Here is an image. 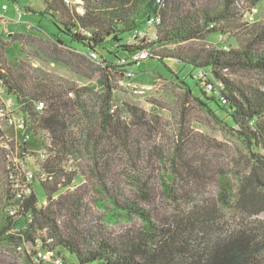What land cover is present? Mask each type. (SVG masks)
<instances>
[{"label": "trees", "instance_id": "1", "mask_svg": "<svg viewBox=\"0 0 264 264\" xmlns=\"http://www.w3.org/2000/svg\"><path fill=\"white\" fill-rule=\"evenodd\" d=\"M262 1L45 0L43 13L59 21L72 41L82 43L85 51L81 57L89 67L96 64L91 71L98 74L96 85L104 91L95 111L83 98L95 86L63 83L46 74L35 77L22 63L8 62L0 51L2 86L10 97L15 96L14 103L25 114L26 130L40 140L43 151L37 165L47 176L34 183L45 193V203L40 205L35 188L29 196L16 200L7 181L0 264H14L5 250H12L16 258L23 254L26 264H35V252L27 246H33L37 238H51L49 249L74 254L75 264H256L260 249L248 231H215L218 213L233 206L234 188L227 173L225 177L220 172L215 201L219 207L215 208L205 193L178 176L193 178L198 171L183 151L180 158L171 156L164 161L166 153L162 150L163 158L159 146L134 138L126 114L135 126L138 122L151 126L152 122L134 106H115L113 90L117 75L130 69L133 55L141 48H149L151 58L199 68L201 94L226 111L254 165L264 170V154L256 153L264 152V9L257 7ZM151 16L158 21L149 24ZM152 27L156 37L151 42L126 44L134 30L148 32ZM212 33L226 44L232 39L235 46L225 44L230 47L225 50L218 38V44L216 40L209 44L206 39ZM108 39L127 55L115 61L100 53L98 61L86 57L90 50L99 52ZM54 56L55 61L73 67L58 50ZM240 71L260 78L253 81L230 75ZM38 101L44 103L41 111L35 110ZM181 145L183 142L177 143L176 152ZM117 150L130 159L136 172L120 176L113 162ZM154 157L168 163L170 172L164 173L153 163L148 167ZM26 163L30 164L28 157ZM255 176L254 171L251 176L236 177V201H244L248 184L256 183ZM92 192L98 197L94 199ZM92 201L104 209V218L110 223H123L122 217L129 224L116 233L108 231Z\"/></svg>", "mask_w": 264, "mask_h": 264}, {"label": "rangeland", "instance_id": "2", "mask_svg": "<svg viewBox=\"0 0 264 264\" xmlns=\"http://www.w3.org/2000/svg\"><path fill=\"white\" fill-rule=\"evenodd\" d=\"M3 5L5 9H2ZM257 7L258 10L264 9V2L262 1ZM44 8L45 0H0L1 53L11 64L22 63L35 77L46 74L63 83L69 81L81 87L95 86L94 91L85 92L83 98H86L96 111L98 96L104 91L103 87L96 85L98 74L91 71L96 64L87 66L81 57L84 55L85 47L81 42L72 41L70 36L62 30L63 27L59 21H54L48 14L43 13ZM217 38L216 34L212 33L206 41L214 45ZM125 40L126 36H124V42ZM224 40L219 39V42L226 44ZM216 43L218 44V41ZM229 43L231 47L235 46L232 39L226 45L229 46ZM56 50L61 58L70 60L73 67L55 61ZM161 50V48L157 49L160 52ZM99 53L109 61H115L117 57L127 55L117 49L114 41L110 39L104 43L103 48H99ZM12 69L16 72L17 68ZM130 69L133 72L131 77L117 75L114 82L113 102L115 106L126 103L137 108L139 112L143 110L146 119L152 122V127L143 122H138L139 124L135 126L130 123L132 122L129 119L130 115L126 114L125 118L130 124L131 134H134V138H141V142L159 146V152L163 158L162 150H164L166 153L164 161L167 157L175 158L183 151V156H187L198 171L193 178L184 174H178V176L192 182L191 187L198 189L200 193H205L215 208L219 207L215 201L220 172L222 171L225 177L227 173L234 188L233 206L222 208L218 213V226L215 227V231L218 233L225 230L226 233L244 229L248 231L258 242L260 249L256 264H264V186H260L257 181L264 182V170L254 165L253 158L248 155L247 149L233 131L234 127L226 111L213 102L207 101L201 94V86L197 81L199 68L170 59L159 60L149 57L141 60L139 64L131 65ZM230 75L241 76L243 80L254 81L255 78H260L254 73L244 71L230 73ZM12 98L16 102L14 95ZM200 101L205 102V105L202 106ZM0 128L2 132L0 135L1 223L6 213L8 167L16 168L23 156L28 157L31 165H35L43 149L39 138L33 136L28 130H21L20 135V131L5 125L1 120ZM23 137L27 143L21 140ZM182 142L184 147L181 145L176 152L175 146ZM256 153L264 154L263 150H257ZM154 159L155 157L151 159L148 167L153 163L156 168H162L164 173L170 172L171 167L168 163ZM113 160L114 168L120 176L136 172V166L131 165L130 159L119 150L114 152ZM84 163L89 164V160H84ZM141 163L142 161L138 164ZM254 171L256 183L248 184L244 201H236L239 187V180L236 177L239 175L248 177ZM35 194L38 205L45 203V193L39 184L35 185ZM92 195L94 199L98 197L95 192H92ZM92 206L95 214L102 216V224L110 232L116 233L129 224V221L122 217L120 222L123 223H110L104 218V209L93 204V201ZM58 250L66 264H75L74 254L66 250ZM4 253L12 256L11 261L14 264H26L23 254L16 258L12 250H5Z\"/></svg>", "mask_w": 264, "mask_h": 264}, {"label": "built area", "instance_id": "3", "mask_svg": "<svg viewBox=\"0 0 264 264\" xmlns=\"http://www.w3.org/2000/svg\"><path fill=\"white\" fill-rule=\"evenodd\" d=\"M2 9H5V5L2 6ZM156 21H158V18L155 16H151L148 20V23L152 24ZM155 37L156 31L153 27L148 32H143L140 29H136L132 32V36L126 41V44L134 45L139 43L142 44L145 42H151ZM221 38L222 37H219V39ZM222 47L226 49L225 44L224 46L222 45ZM151 54L152 52L149 48H141L137 50V52L133 55L134 64H139L141 60H145L151 57ZM99 56L100 55L97 50H90L86 53V57L91 61H98ZM1 72L2 71H0V120L3 121L5 125L13 127L14 129L20 131L21 135V130H26V119L24 118L25 114L20 112L12 97H10L6 93L4 87L2 86L4 78L1 76ZM124 75L127 77H131L133 76V72L131 71V69H127ZM208 88H211L210 84L208 85ZM43 107V101L36 102V111H41ZM24 136L25 138H27L26 135ZM25 138L23 137L21 140L25 142ZM30 165L31 164L28 165V163H26V158L23 156L21 161L18 162V166L16 168L13 167V169H9L8 167V176L14 193V199L16 200H20L23 197L29 196L34 191V183H38L39 181H42L47 177L46 173L41 170V167H39L37 163L32 166ZM15 170L17 171L16 173L14 172ZM16 208L17 205L15 207H11L9 209V212L13 213ZM51 244V238H37L36 243L33 246H27L28 250L32 248L35 252L32 256L35 264H64L62 256L58 254L56 250L49 249Z\"/></svg>", "mask_w": 264, "mask_h": 264}, {"label": "bare ground", "instance_id": "4", "mask_svg": "<svg viewBox=\"0 0 264 264\" xmlns=\"http://www.w3.org/2000/svg\"><path fill=\"white\" fill-rule=\"evenodd\" d=\"M26 158V157H25Z\"/></svg>", "mask_w": 264, "mask_h": 264}]
</instances>
